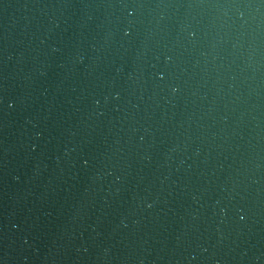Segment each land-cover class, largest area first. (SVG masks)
I'll list each match as a JSON object with an SVG mask.
<instances>
[{
  "label": "water",
  "instance_id": "95a60500",
  "mask_svg": "<svg viewBox=\"0 0 264 264\" xmlns=\"http://www.w3.org/2000/svg\"><path fill=\"white\" fill-rule=\"evenodd\" d=\"M0 264H264V0H0Z\"/></svg>",
  "mask_w": 264,
  "mask_h": 264
}]
</instances>
